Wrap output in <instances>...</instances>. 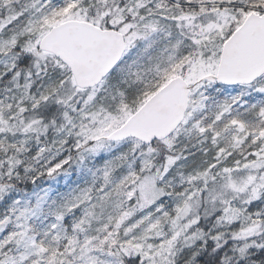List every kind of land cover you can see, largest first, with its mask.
Listing matches in <instances>:
<instances>
[{
    "label": "snow or ice",
    "instance_id": "1",
    "mask_svg": "<svg viewBox=\"0 0 264 264\" xmlns=\"http://www.w3.org/2000/svg\"><path fill=\"white\" fill-rule=\"evenodd\" d=\"M0 264H264V0H0Z\"/></svg>",
    "mask_w": 264,
    "mask_h": 264
}]
</instances>
